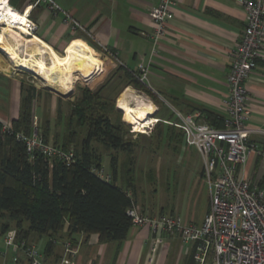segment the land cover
<instances>
[{
	"label": "crops",
	"instance_id": "1",
	"mask_svg": "<svg viewBox=\"0 0 264 264\" xmlns=\"http://www.w3.org/2000/svg\"><path fill=\"white\" fill-rule=\"evenodd\" d=\"M15 1L18 9H23L30 2ZM55 1L63 12L54 13L42 5L32 11V18L39 24V39L58 54L65 49V54L61 56L74 64L75 84L80 79L92 80L97 73H105L108 68V74H116L121 65L124 70L134 72L141 64H150L147 85L166 106L161 116L164 119H161L158 115L159 107L146 95L145 99L156 108V120L171 123L167 120L171 112L184 115L199 112L203 115V110L225 117L224 102L229 95L227 77L231 69L232 52L239 46L246 27V12L237 0H173V16L168 24V34L158 43L151 37L154 33L151 11L159 5L160 0ZM67 14L87 29L92 37L66 25L64 21ZM90 40H94L101 48H107L113 56L94 47ZM154 49L157 53L153 55ZM0 57L5 58L1 54ZM11 67L0 58V68L10 72L0 71V78L10 81V102L6 109L0 104V121L5 124L12 123L19 117L24 96L22 84H25V89L36 87L26 86L23 78L10 70ZM114 74L109 79L110 85L119 79ZM129 87L133 89L132 86ZM126 88L128 87L124 86L122 90ZM247 88L248 106L251 110L248 127L252 130L249 143L256 150L249 155L241 168V174L253 187L264 190V45L257 68L247 82ZM36 89L38 97L45 93L37 87ZM14 98L18 100L17 107L10 108ZM35 117L38 116L34 111ZM181 144L187 146L183 142ZM107 172L111 173L110 170ZM202 176L204 177L203 168ZM121 183L122 181L119 182ZM136 199L139 203L137 190ZM210 201L209 197L207 212ZM157 204L159 203L156 201L152 204L139 203L143 212L150 217L169 214L166 212L169 203H163L159 210ZM177 212L176 208H172L170 214L175 215ZM195 224L200 225L198 222ZM136 227L134 236L131 235L133 227L128 238L122 242L104 243L96 234L87 239L85 235L77 236V243H74L78 249L75 264H148L152 257L154 234L148 226ZM160 236L162 244L155 256V264L192 263L191 247L188 244L182 241L183 244L178 245L179 252L175 253L172 246L180 238L167 233H161ZM37 239L34 236L29 242L38 246ZM58 240L61 242L65 238ZM47 243L40 251L46 264H55L63 255V246L61 243L56 244L49 251ZM16 255L13 249L6 248L5 236L0 237V264H15L13 258ZM19 256L25 262L22 252Z\"/></svg>",
	"mask_w": 264,
	"mask_h": 264
},
{
	"label": "trees",
	"instance_id": "2",
	"mask_svg": "<svg viewBox=\"0 0 264 264\" xmlns=\"http://www.w3.org/2000/svg\"><path fill=\"white\" fill-rule=\"evenodd\" d=\"M12 4L19 8L15 0ZM90 41L104 51L94 40ZM140 75L139 67L131 72L121 65L114 77L126 82V87L132 86L149 96L159 107V118L164 119L161 116L166 109L165 103L147 83L140 81ZM110 82L97 90L81 89L62 135L53 132L49 121L40 128L46 143L64 151L74 148L75 161L71 164L39 154L32 158L25 143L17 139L18 133H32L38 97L36 87L25 89L22 84L21 111L11 123L12 130L4 132V123L0 121V237L12 229L17 231L21 242L30 243L34 236H46L49 251L55 248L58 238L71 240L73 244L77 243L79 235H85L87 239L96 234L104 243L122 242L128 238L134 225L127 211L133 204H138L135 171L139 143L133 139L131 126L122 119L116 97L105 94ZM203 112V117L212 126L224 127V116L209 110ZM167 120L175 122L176 114L171 112ZM153 130L152 138L168 137L186 145L184 132L172 124L160 120ZM82 133H85L83 138ZM94 143L114 151L109 161L110 182L96 173L106 169L104 155ZM118 153H123L125 160L120 162ZM21 264L25 262L21 261Z\"/></svg>",
	"mask_w": 264,
	"mask_h": 264
},
{
	"label": "built area",
	"instance_id": "3",
	"mask_svg": "<svg viewBox=\"0 0 264 264\" xmlns=\"http://www.w3.org/2000/svg\"><path fill=\"white\" fill-rule=\"evenodd\" d=\"M6 7L12 6L26 15L27 23L13 22V28L22 31L26 37L37 36L39 24L32 18V11L45 5L54 13L64 10L55 0H30L18 9L12 0H5ZM246 12V27L239 46L232 52L231 69L227 77L229 95L224 102L225 121L223 128L208 123L203 115L175 113L177 120L171 122L184 132L185 143L195 147L203 158L204 177L210 187V207L202 224L186 223L178 215L161 217L147 216L139 204H133L127 211L133 225L151 228L154 239L152 257L148 264H155V256L162 244L161 233L178 236L191 247V264H264V190L253 187L241 174L249 155L256 147L249 143L252 130L248 127L251 110L248 106L247 82L257 68V62L264 45V0H237ZM173 0H160L151 11L154 24L152 39L160 42L168 34V24L173 16ZM0 14V30L8 23ZM65 24L72 30L91 34L67 14ZM24 27V31L20 29ZM92 37V36H91ZM110 56L112 53L104 48ZM157 50H153V55ZM149 65L139 66L141 82L147 83ZM30 135L18 133L17 139L25 143L32 158L42 155L48 159H60L68 164L75 161L74 148L64 151L44 141L42 131L34 118ZM148 126L146 133L153 129ZM12 130L11 123H4V132ZM134 129L132 130V132ZM137 133V132H134ZM103 180L112 181V175L104 169L96 171ZM64 252L55 264H73L78 249L71 240L57 241ZM6 248L17 253L15 264H21L19 253L25 256V264H46L44 255L36 244L19 241L17 231L5 235Z\"/></svg>",
	"mask_w": 264,
	"mask_h": 264
},
{
	"label": "rangeland",
	"instance_id": "4",
	"mask_svg": "<svg viewBox=\"0 0 264 264\" xmlns=\"http://www.w3.org/2000/svg\"><path fill=\"white\" fill-rule=\"evenodd\" d=\"M0 54L5 57L0 58L4 59L5 63L12 66L10 70L23 78V81L26 82V86L35 85L39 90L45 91L35 102L34 111L38 116L36 117L38 119L37 125L41 128L46 121H49L50 124L54 126L53 132H59L61 135L65 132V125H67L71 114L72 104L79 98L81 89L89 87L97 90L101 86L108 84L110 82L109 79H111L114 74L112 72L108 74L107 71L109 68L107 67L108 69L106 68L107 71L105 73H101L100 71L91 81L80 79L75 84L73 93L65 97L43 86V82L39 76L30 70L17 68L15 65L13 66L8 56L1 49ZM59 54L64 55L65 49L59 51ZM0 71L9 72L2 68H0ZM125 85L126 82L118 79L113 84L108 85L105 94L110 97H116L117 101L120 95L125 91L122 90ZM121 90L123 92L119 94ZM133 90L146 98L145 93L143 94V92L134 88ZM10 93V81L0 78V104H2L4 109L7 108V104L10 102ZM17 102L18 100L14 98L9 107L16 108ZM122 119L124 120V113ZM84 134L85 133H82V138ZM139 134L140 133L133 136V139L138 140L139 143L136 149L137 162L135 171V184L140 199L139 203L152 204L156 201L159 203L157 204L158 210L163 203H169L167 204L168 209L166 208V212L169 213L168 215H170L172 208H176L179 214L176 213L175 215L180 216L184 222H198L201 224L209 206L210 187L206 179L203 176L201 177L204 164L199 151L195 147L183 146L178 141V135H176V139L179 143L173 141L172 138L169 140L168 137L166 139H160L150 137L151 134ZM94 146L104 155V167L109 171L110 154L114 153V151L107 150L99 143H94ZM117 155L119 156L120 162L125 160V155L123 153H118ZM136 228L137 227L134 226V230L131 232L132 236H134V231L137 230ZM37 241L38 248L44 249L48 237H38ZM175 243L176 245L174 244L172 249L173 252L175 251V253H177L180 249L178 245H182L183 242L179 239V241ZM76 257L73 259V264H75Z\"/></svg>",
	"mask_w": 264,
	"mask_h": 264
},
{
	"label": "bare ground",
	"instance_id": "5",
	"mask_svg": "<svg viewBox=\"0 0 264 264\" xmlns=\"http://www.w3.org/2000/svg\"><path fill=\"white\" fill-rule=\"evenodd\" d=\"M2 13L8 25L3 26L0 31V49L11 63L17 68L35 73L46 88L63 96L72 94L76 78L74 64L37 36L26 37L22 31L15 30L13 22L27 23L26 15L10 5L6 7L5 0H0V14ZM20 29L24 31V27ZM141 95L128 87L117 100V107L123 111L125 122L140 134L146 133L148 126L155 127L159 121L154 116V104Z\"/></svg>",
	"mask_w": 264,
	"mask_h": 264
},
{
	"label": "clouds",
	"instance_id": "6",
	"mask_svg": "<svg viewBox=\"0 0 264 264\" xmlns=\"http://www.w3.org/2000/svg\"><path fill=\"white\" fill-rule=\"evenodd\" d=\"M158 122H159V121H158ZM158 122H157V123H158ZM130 126H131V132H132V130H133L134 128H133L132 125H130ZM153 129H154V127H153ZM153 129H152V130H153ZM151 132H152V131H151ZM151 132H150L149 134H151ZM132 133H133L134 135L138 134V133H134V131H133ZM145 134H148V133H145Z\"/></svg>",
	"mask_w": 264,
	"mask_h": 264
},
{
	"label": "water",
	"instance_id": "7",
	"mask_svg": "<svg viewBox=\"0 0 264 264\" xmlns=\"http://www.w3.org/2000/svg\"><path fill=\"white\" fill-rule=\"evenodd\" d=\"M22 69V68H21ZM89 81H91V80H89ZM49 89V88H48ZM49 90H51V89H49ZM61 95V94H60ZM67 96H69V95H67ZM66 97V96H65ZM118 108V107H117ZM119 109V108H118ZM120 111H122L121 109H119ZM123 112V111H122ZM130 125V124H129Z\"/></svg>",
	"mask_w": 264,
	"mask_h": 264
}]
</instances>
